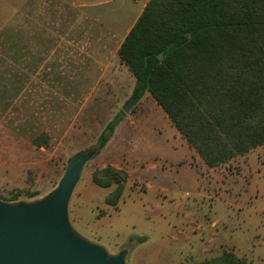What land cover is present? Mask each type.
<instances>
[{
	"label": "rangeland",
	"instance_id": "1",
	"mask_svg": "<svg viewBox=\"0 0 264 264\" xmlns=\"http://www.w3.org/2000/svg\"><path fill=\"white\" fill-rule=\"evenodd\" d=\"M105 10L0 4V199L45 197L122 117L74 190V229L111 254L124 251L129 264H197L226 251L264 264V147L211 169L149 93L125 114L135 78L118 51L139 14ZM41 133L47 147L32 142ZM109 165L130 175L117 207L106 203L116 186L93 182Z\"/></svg>",
	"mask_w": 264,
	"mask_h": 264
},
{
	"label": "trees",
	"instance_id": "2",
	"mask_svg": "<svg viewBox=\"0 0 264 264\" xmlns=\"http://www.w3.org/2000/svg\"><path fill=\"white\" fill-rule=\"evenodd\" d=\"M118 56L138 101L149 93L208 168L264 146V0H150ZM121 118L106 126L99 151ZM32 142L47 147L50 136ZM129 178L111 165L93 174L95 185L116 186L106 197L113 207ZM197 264L251 263L226 251Z\"/></svg>",
	"mask_w": 264,
	"mask_h": 264
},
{
	"label": "water",
	"instance_id": "3",
	"mask_svg": "<svg viewBox=\"0 0 264 264\" xmlns=\"http://www.w3.org/2000/svg\"><path fill=\"white\" fill-rule=\"evenodd\" d=\"M138 98L134 93L126 102L125 114ZM98 150L73 158L45 197L16 204L0 199V264H129L124 251L111 254L102 243L81 236L69 219L74 190Z\"/></svg>",
	"mask_w": 264,
	"mask_h": 264
},
{
	"label": "crops",
	"instance_id": "4",
	"mask_svg": "<svg viewBox=\"0 0 264 264\" xmlns=\"http://www.w3.org/2000/svg\"><path fill=\"white\" fill-rule=\"evenodd\" d=\"M28 1L29 0H0V4H2V8L8 7L9 9H12L14 11L15 9L20 8L21 6L26 4ZM66 1L71 2L75 5L80 6V7H83L85 9H93L94 8L98 12H101V11L104 12V11H106L105 10L106 8H108V9L113 8L115 10V13H118V15L121 14L119 16H121L122 18H126L125 13H127V12H133V15L131 13L128 16H136L139 14V17H140L150 0H66ZM125 4H126V6H129V8L126 9V11H125ZM100 17H102V15H100ZM129 32H128V34H129ZM126 36L124 37V39L126 38ZM124 39H123V41H124ZM123 41H122V43H123ZM262 147H264V146H262ZM257 149H255L254 151H256ZM254 151H252L248 155L252 154ZM248 155H246V156H248ZM246 156H244V157H246Z\"/></svg>",
	"mask_w": 264,
	"mask_h": 264
}]
</instances>
